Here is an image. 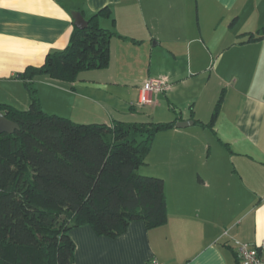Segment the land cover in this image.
I'll return each mask as SVG.
<instances>
[{
  "label": "crops",
  "instance_id": "0c3cea01",
  "mask_svg": "<svg viewBox=\"0 0 264 264\" xmlns=\"http://www.w3.org/2000/svg\"><path fill=\"white\" fill-rule=\"evenodd\" d=\"M102 8L111 15L99 26L115 33L109 49L112 38L135 46L150 41L187 58L189 74L194 56L191 76L208 74L225 94L211 127L193 114L172 121L191 125L162 133L169 145L161 173L149 175L164 181L166 223L148 230L135 221L115 238L87 225L74 228L73 264H236L235 241L264 242V0H0V104L27 109L29 97L16 76L67 46L72 12L86 20ZM199 57L208 62L198 64ZM93 78L69 89L47 76L33 83L46 113L53 114L44 108L49 91L50 98L61 93L71 102L69 114L113 123L114 107Z\"/></svg>",
  "mask_w": 264,
  "mask_h": 264
},
{
  "label": "trees",
  "instance_id": "16d2710c",
  "mask_svg": "<svg viewBox=\"0 0 264 264\" xmlns=\"http://www.w3.org/2000/svg\"><path fill=\"white\" fill-rule=\"evenodd\" d=\"M110 15L100 9L86 28L74 27L64 49L16 76L27 91V109L0 104V113L19 126L0 134V264H73L74 228L87 225L115 238L135 221L148 230L167 221L164 181L136 171L155 136L176 122L78 123L44 112L33 83L38 76L73 83L81 72L107 67L115 33L99 19ZM222 101L221 93L208 127Z\"/></svg>",
  "mask_w": 264,
  "mask_h": 264
},
{
  "label": "rangeland",
  "instance_id": "374dc122",
  "mask_svg": "<svg viewBox=\"0 0 264 264\" xmlns=\"http://www.w3.org/2000/svg\"><path fill=\"white\" fill-rule=\"evenodd\" d=\"M141 28L144 27L141 26ZM152 46L153 42L150 41H145L142 46H135L129 42L112 38L108 66L95 71L81 72L77 80L89 77L91 74L93 79L100 81L106 94L105 98L111 102L107 105L114 107V111L111 110L113 123L148 124L153 127L155 124L170 123L177 117L185 118L193 116V114L195 118L201 117L209 121L222 93V88L216 79L213 77L206 79L208 74L204 77L191 76L195 71L194 56L191 57V74H189L187 58L174 57L172 52L170 53L163 46ZM199 61L205 63L208 62V59L199 57L198 64ZM174 75L180 77V83H176L173 79ZM152 78H166L170 87L165 93L153 94L150 104L141 105L138 102L139 88ZM175 84L177 86L173 87ZM65 85L68 89L70 88V83ZM57 94L56 100L53 99V92L51 98L49 91L45 95L47 99L44 101V108L50 113H56L59 117L78 121V123H82V121H85L84 124L96 122L93 115L86 116L80 112L69 114L71 102L66 100L64 95H59L61 93ZM196 129L199 128H189V130ZM162 133L155 136L145 157V164L136 171L137 174L153 177L149 173L154 171L157 173L156 175H160L163 160L162 150L169 145V139L165 140ZM197 136L199 135L197 134Z\"/></svg>",
  "mask_w": 264,
  "mask_h": 264
},
{
  "label": "built area",
  "instance_id": "2783aa9c",
  "mask_svg": "<svg viewBox=\"0 0 264 264\" xmlns=\"http://www.w3.org/2000/svg\"><path fill=\"white\" fill-rule=\"evenodd\" d=\"M170 87L166 78H152L147 80L139 93L141 105L150 104L151 96L166 92ZM227 235V232H224ZM264 250V242L260 246H253L245 242H234V252L239 264H264V257L261 255ZM149 264H160L157 260H151Z\"/></svg>",
  "mask_w": 264,
  "mask_h": 264
},
{
  "label": "water",
  "instance_id": "95a60500",
  "mask_svg": "<svg viewBox=\"0 0 264 264\" xmlns=\"http://www.w3.org/2000/svg\"><path fill=\"white\" fill-rule=\"evenodd\" d=\"M73 19V26L77 29H84L87 26L86 20L83 18L80 12H72L71 13ZM192 122H179L175 124L176 128H185L191 125ZM19 130V126L16 123H13L7 120L1 113H0V134H12L14 131Z\"/></svg>",
  "mask_w": 264,
  "mask_h": 264
}]
</instances>
